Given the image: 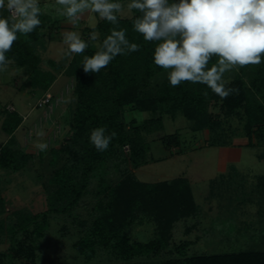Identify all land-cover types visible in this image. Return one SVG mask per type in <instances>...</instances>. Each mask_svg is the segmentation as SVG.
I'll return each instance as SVG.
<instances>
[{
	"label": "rangeland",
	"instance_id": "obj_1",
	"mask_svg": "<svg viewBox=\"0 0 264 264\" xmlns=\"http://www.w3.org/2000/svg\"><path fill=\"white\" fill-rule=\"evenodd\" d=\"M110 2L124 6L121 16L133 15L127 9L130 0ZM39 4L41 12L50 14L55 20L50 28L43 30L44 36L38 44V51L44 59L42 68L61 75L63 79L43 90L29 83L26 68L13 62L6 71L0 72L2 105L12 103L24 113L34 109L35 114L40 111L44 115L37 120L35 132L29 134L23 144L18 141L30 157L27 165L16 172H0V262L197 264V258L204 255L248 251L264 253V143L250 138L246 131L245 87L239 80H247L238 65L226 71L223 79L227 87L236 88L239 92L226 99L209 102L208 119L211 125L207 127L197 128L195 121L181 110L171 115L141 110L134 104L125 105L121 113L124 129L131 138L136 137V130L140 134L142 143L138 145L145 147L146 164L134 169L129 158L131 144H125L122 153L127 157L126 162H108L110 170L105 168L102 171L105 183L100 184L102 180L97 172L98 176L91 179L71 212L48 211L49 179L55 169L50 164L51 149L67 147L61 165L67 160L77 162L79 154L74 144L77 130L71 120L76 104V82L66 74L70 72L67 67L74 54H67L62 34L77 31L88 42V48L97 49L100 37L98 42H91L89 35L96 30L100 17L97 13L86 11L73 26L63 13L64 6L56 4V0H39ZM50 60L60 67L51 66ZM239 73L241 79L238 78ZM16 74L20 80L15 85ZM153 92V89H146L145 95L152 97ZM45 94L52 96V111L37 105ZM159 118L161 127L157 123ZM40 132L44 133L42 137L37 135ZM170 134H177V144L170 142ZM6 136L0 130V146ZM41 141L47 143L46 151L41 152L35 147ZM113 163H117L118 167H112ZM128 167L144 182L187 177L197 202V214L178 221L169 245L158 253L123 259L112 248L98 246L93 258H85L77 252L74 244L91 226L98 204L107 202L108 195L100 189L104 185H121L120 180L124 179L121 175ZM34 215L38 218L33 221L31 218ZM39 226L43 227L41 234L35 231ZM127 233L133 242H147L156 238V224L153 218L141 213L133 219ZM185 242L190 244L181 254L178 246Z\"/></svg>",
	"mask_w": 264,
	"mask_h": 264
},
{
	"label": "trees",
	"instance_id": "obj_2",
	"mask_svg": "<svg viewBox=\"0 0 264 264\" xmlns=\"http://www.w3.org/2000/svg\"><path fill=\"white\" fill-rule=\"evenodd\" d=\"M132 13L131 17L119 15L118 21L121 28L127 29L126 36L130 43L140 45L139 51L117 55L100 73L86 74L82 67L83 57L94 55L97 50L95 48H87L82 54H74L68 64L70 72L66 74L73 77L76 82V104L71 113V120L77 130L74 144L79 154L75 160L77 162L67 160L61 165L67 147L51 149L50 164L55 169L49 179L51 188L47 192L49 212H71L97 172L102 180L100 184L105 183L102 171L105 168L110 170L107 163L121 160L126 162L127 157L122 153L125 144H131L129 158L134 169L146 164L143 151L145 147L140 148L138 145L142 143L140 134L136 130V137L131 138L124 129L121 113L125 105L134 104L141 110L160 111L171 115L181 110L186 117L195 121L197 128L211 125L208 119L209 102L221 98L204 84L184 81L179 86H171L167 71L154 63L156 43L145 41L142 34L133 30V19L139 13L135 10H132ZM2 14L8 16L6 11ZM39 18L41 25L30 34H18L19 38L13 42L6 57L16 66L27 69L30 84L47 90L55 82L57 75L42 68L44 59L38 51V44L44 36L43 30L50 28L55 20L50 14L43 12ZM112 27L113 25L106 20L98 21L95 29L101 42L110 34ZM217 60L218 57L213 56L209 61V67ZM56 63L49 61L51 66L60 67ZM239 69L247 80V82L239 80L242 87H245L243 104L247 134L250 138H256L264 143V54L261 55L259 65L239 66ZM240 73L238 78L241 77ZM146 89H153L154 96H146ZM21 122L22 117L18 113L6 112L2 129L10 138L0 148V172L8 170L16 172L23 169L29 161V155L14 136ZM157 123L162 126L160 118ZM97 127H106L109 133L112 131L117 133L108 149L103 152L97 151L89 140L91 131ZM169 139L170 142L178 143L177 134H170ZM112 167L117 168V163H113ZM121 176L124 178L120 180L121 185H104L100 189V192L108 195L107 202L98 204L91 226L74 244L77 252L85 258H93L98 246L112 248L123 259L158 253L169 245L175 224L183 218L197 214V202L187 177L181 176L170 181L153 183L144 182L138 179L129 167L124 168ZM141 213L153 218L157 236L147 242H133L127 229L133 219ZM73 216L76 217L77 214ZM37 218L38 215H34L31 219L34 221ZM42 229L43 227L39 226L35 231L41 234ZM188 243L179 244L178 251L181 254L186 251ZM196 262L264 264V253L248 251L204 255L198 257Z\"/></svg>",
	"mask_w": 264,
	"mask_h": 264
},
{
	"label": "clouds",
	"instance_id": "obj_3",
	"mask_svg": "<svg viewBox=\"0 0 264 264\" xmlns=\"http://www.w3.org/2000/svg\"><path fill=\"white\" fill-rule=\"evenodd\" d=\"M64 6L68 23L75 26L86 11L97 13L113 27L102 42L99 33L89 35L96 44L94 55L83 57V71L100 73L117 55L139 51L130 43L127 29L119 26L121 3L110 0H56ZM129 11L139 14L133 19V30L147 42H155V65L167 71L171 86L181 82L204 84L222 100L239 90L226 86V71L234 66L259 65L264 54V0H131ZM7 12L5 17L2 13ZM39 0H0V72L12 62L6 57L18 34L27 35L41 25ZM63 44L67 54H82L89 44L77 31H65ZM218 60L209 67L210 59ZM38 136H43L40 132ZM117 133L97 127L90 133V143L97 151L108 149ZM43 152L48 145L37 142Z\"/></svg>",
	"mask_w": 264,
	"mask_h": 264
},
{
	"label": "crops",
	"instance_id": "obj_4",
	"mask_svg": "<svg viewBox=\"0 0 264 264\" xmlns=\"http://www.w3.org/2000/svg\"><path fill=\"white\" fill-rule=\"evenodd\" d=\"M61 78H62L61 75L57 76L54 83H57L59 80H61ZM19 80H20V76L18 74H16L15 75V85L18 83ZM19 93L21 94V92H19ZM10 108H13L14 112L18 113L22 117V122L19 125V127L15 130L14 136L17 138V140L21 144H23V140L26 137H28L29 134H33V132H35V130L37 129V126H36L37 120L44 115L40 111L37 114H35L34 109L24 113L19 109V107L17 105H13L12 103L2 105L0 103V130L3 131L4 133H6V132L2 129V125H3V122L5 120L6 112H13ZM52 117H53V115H51L50 118H52ZM58 117H60V115H58ZM9 138H10V136H9V134H7L6 138L1 143V146L3 144H5ZM1 146H0V148H1Z\"/></svg>",
	"mask_w": 264,
	"mask_h": 264
},
{
	"label": "built area",
	"instance_id": "obj_5",
	"mask_svg": "<svg viewBox=\"0 0 264 264\" xmlns=\"http://www.w3.org/2000/svg\"><path fill=\"white\" fill-rule=\"evenodd\" d=\"M40 108H45L47 110H51L52 111V107H53V100H52V96L50 94H45L43 95L37 104Z\"/></svg>",
	"mask_w": 264,
	"mask_h": 264
}]
</instances>
